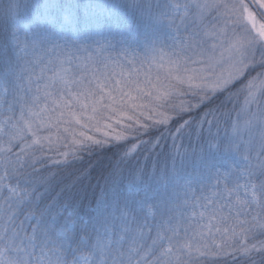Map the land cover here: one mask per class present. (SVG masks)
<instances>
[{
    "label": "snow or ice",
    "instance_id": "6c2138e0",
    "mask_svg": "<svg viewBox=\"0 0 264 264\" xmlns=\"http://www.w3.org/2000/svg\"><path fill=\"white\" fill-rule=\"evenodd\" d=\"M0 264H264V0H0Z\"/></svg>",
    "mask_w": 264,
    "mask_h": 264
}]
</instances>
